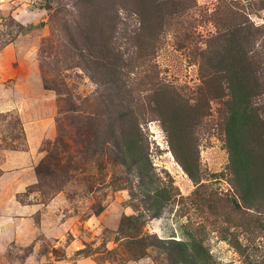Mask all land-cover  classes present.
I'll use <instances>...</instances> for the list:
<instances>
[{"label":"rangeland","instance_id":"rangeland-1","mask_svg":"<svg viewBox=\"0 0 264 264\" xmlns=\"http://www.w3.org/2000/svg\"><path fill=\"white\" fill-rule=\"evenodd\" d=\"M112 1L100 45L86 0H0V164L37 144L0 264H264V0Z\"/></svg>","mask_w":264,"mask_h":264},{"label":"crops","instance_id":"crops-1","mask_svg":"<svg viewBox=\"0 0 264 264\" xmlns=\"http://www.w3.org/2000/svg\"><path fill=\"white\" fill-rule=\"evenodd\" d=\"M14 45L15 43L11 42L0 50V60L8 53L14 52ZM8 63L9 59H7L6 64ZM35 75L37 76V73ZM1 77L5 78V74H2ZM8 109H10V102L8 100H1L0 112ZM28 140L29 149H6L4 160L0 164L3 170L0 174V235L4 232L14 231V223L17 218L20 219L22 211L27 212L30 208L18 201L16 196L17 193L23 191L37 179L34 170L36 162L34 156L36 155L37 144L31 138ZM2 224H8V226L2 227Z\"/></svg>","mask_w":264,"mask_h":264},{"label":"trees","instance_id":"trees-1","mask_svg":"<svg viewBox=\"0 0 264 264\" xmlns=\"http://www.w3.org/2000/svg\"><path fill=\"white\" fill-rule=\"evenodd\" d=\"M86 2L88 4L87 20H88V23L90 24L91 38L92 40H96V43L98 42L100 45H105L106 41L110 37L108 35V31H105L103 29L102 23H103V20L105 21V13H108L106 12V10L110 11L111 6H113V4H115L116 2L112 0H86ZM168 3H169L168 0H165V1L137 0L136 1L137 8L139 6L140 13L142 12L141 14L143 15V17L147 19L146 15H148L150 17V20H153L155 22L154 25H157V26H158V23H160L161 20L164 19V14H163L164 8H166L165 10H167L169 6L171 5V3L170 4ZM174 3L176 4L177 2H174ZM179 3H182V1H179ZM139 8L137 9L138 11H139ZM144 18L143 20H145ZM35 23L36 22L31 23V25L34 26ZM72 36L75 38L74 34ZM105 53L106 51H104L103 55H105ZM234 105H237V102ZM233 114H236V111H234ZM241 162H244V160H241ZM0 173H1V169H0ZM249 178H250L249 180H252L251 177Z\"/></svg>","mask_w":264,"mask_h":264}]
</instances>
